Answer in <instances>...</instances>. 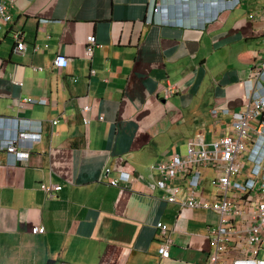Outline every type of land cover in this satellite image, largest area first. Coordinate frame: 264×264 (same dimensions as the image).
Listing matches in <instances>:
<instances>
[{
    "label": "crops",
    "instance_id": "crops-1",
    "mask_svg": "<svg viewBox=\"0 0 264 264\" xmlns=\"http://www.w3.org/2000/svg\"><path fill=\"white\" fill-rule=\"evenodd\" d=\"M9 1L0 138L13 133L6 119L42 133L26 162L13 165L0 150V264H209L216 214L166 204L151 168L185 155L197 135L221 137L231 118L214 109L243 107V81L264 50V0L233 9L226 0H158L172 24L162 14L148 23L152 0ZM14 31L24 36L20 54ZM90 36L97 46L87 57ZM59 55L67 69L55 66ZM28 98L47 105L20 107ZM124 172L131 182L110 187ZM40 184L62 191L47 199ZM158 223L168 260L157 255Z\"/></svg>",
    "mask_w": 264,
    "mask_h": 264
},
{
    "label": "built area",
    "instance_id": "built-area-1",
    "mask_svg": "<svg viewBox=\"0 0 264 264\" xmlns=\"http://www.w3.org/2000/svg\"><path fill=\"white\" fill-rule=\"evenodd\" d=\"M239 4L240 0H226L225 9H233ZM12 8L9 0H0V34L4 26L12 23ZM159 14H162L160 22L172 24L168 11L160 8L158 0H152L148 23L156 22L155 16ZM11 37L16 44L15 52L22 53L26 49L23 33L14 31ZM96 46L95 36L88 37L87 57L94 55ZM258 60L249 77L243 81V107L236 112L222 108L212 112L215 117L231 118L224 127V134L209 141L205 135H197L187 142L185 155L174 153L168 162L151 168V172L159 176L156 188L164 194L166 204L181 211L204 210L216 214V224L208 230L213 247L209 264H264V50ZM55 66L67 69L69 61L59 55ZM176 90V85L170 86L167 96ZM36 104L47 105V100L28 98L19 102L20 107ZM3 121L2 128L10 124L13 133L0 138V150L7 152L13 165L26 162L34 142L41 139L42 125L38 124L34 130L29 122L17 119ZM57 124L52 123L53 126ZM85 124L89 125V121L86 120ZM209 172L214 176L209 177ZM111 173L110 169L106 170L108 176ZM131 177L133 175L124 172L117 178H111L109 186L118 189L120 184L130 183ZM39 188L47 199L56 198L62 191L61 186L52 184H40ZM156 230L164 238L157 255L168 260L171 242L166 238L167 229L158 223ZM30 232L41 236L45 230L33 226Z\"/></svg>",
    "mask_w": 264,
    "mask_h": 264
},
{
    "label": "rangeland",
    "instance_id": "rangeland-1",
    "mask_svg": "<svg viewBox=\"0 0 264 264\" xmlns=\"http://www.w3.org/2000/svg\"><path fill=\"white\" fill-rule=\"evenodd\" d=\"M186 152V145L183 146L182 148V153H185ZM205 174V173H204ZM214 176V173L213 172H209V177H213ZM209 191H212L211 188H207Z\"/></svg>",
    "mask_w": 264,
    "mask_h": 264
}]
</instances>
